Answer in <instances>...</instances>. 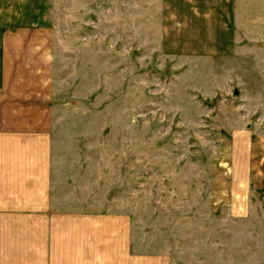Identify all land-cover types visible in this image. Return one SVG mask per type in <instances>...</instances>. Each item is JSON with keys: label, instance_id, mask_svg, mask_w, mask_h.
<instances>
[{"label": "rangeland", "instance_id": "374dc122", "mask_svg": "<svg viewBox=\"0 0 264 264\" xmlns=\"http://www.w3.org/2000/svg\"><path fill=\"white\" fill-rule=\"evenodd\" d=\"M43 3L46 202L0 264H264V0Z\"/></svg>", "mask_w": 264, "mask_h": 264}, {"label": "crops", "instance_id": "0c3cea01", "mask_svg": "<svg viewBox=\"0 0 264 264\" xmlns=\"http://www.w3.org/2000/svg\"><path fill=\"white\" fill-rule=\"evenodd\" d=\"M43 2L0 0V213L37 211L46 202L50 143L45 129L29 121L35 113L20 93V85L33 83L29 70L41 68L45 56L41 43L36 50L33 22L44 13Z\"/></svg>", "mask_w": 264, "mask_h": 264}]
</instances>
